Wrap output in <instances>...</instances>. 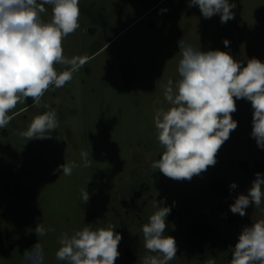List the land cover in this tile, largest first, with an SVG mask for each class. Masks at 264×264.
<instances>
[{
	"label": "rangeland",
	"instance_id": "374dc122",
	"mask_svg": "<svg viewBox=\"0 0 264 264\" xmlns=\"http://www.w3.org/2000/svg\"><path fill=\"white\" fill-rule=\"evenodd\" d=\"M229 3L236 5L234 19L221 23L219 14L206 19L189 0H80V27L63 40V49L66 57H86L87 63L63 87L50 88L39 106L31 98L18 104L19 114L0 129V264H26L25 250L36 243L43 264H66L56 258L62 234L109 225L122 235L115 264H143L146 256L159 255L144 248L142 233L158 210L154 201L171 208L164 234L175 238L177 253L169 264L213 258L230 264L243 227L264 219V199L243 217L229 207L255 179L247 168L263 173L264 149L251 136V102L236 100L232 118L238 126L207 171L177 181L151 167L164 151L154 116L169 107L167 81L180 79V40L228 52L245 66L252 58L264 62V0ZM46 7L42 18L49 21ZM52 110L58 128L46 133L51 138L20 135L34 116ZM65 162L77 165L70 176L58 168ZM233 182L237 187L230 189ZM82 189L90 196L86 204ZM38 224L45 235H36Z\"/></svg>",
	"mask_w": 264,
	"mask_h": 264
},
{
	"label": "clouds",
	"instance_id": "9594fccd",
	"mask_svg": "<svg viewBox=\"0 0 264 264\" xmlns=\"http://www.w3.org/2000/svg\"><path fill=\"white\" fill-rule=\"evenodd\" d=\"M80 0H0V129L12 121L18 104L27 98L39 106L50 88H61L72 80L87 58L64 55L63 40L79 27ZM51 6V19L42 14ZM198 6L206 19L219 14L220 22L234 19V3L229 0H189V7ZM166 11V9L164 10ZM227 47L230 42L223 41ZM181 59L180 79H170L164 86V100L169 107L155 110L157 138L163 146L160 158L152 168L173 180H191L217 163V154L230 138L238 123L232 118L237 110L236 100L246 99L253 109L251 136L264 149V62L249 59L246 66L221 50L202 51L184 39L178 42ZM56 65H63L58 71ZM21 111H27V106ZM13 113V115H10ZM58 128L54 110L33 117L26 130L20 133L28 141L51 138ZM89 153L81 152L84 167L90 166ZM75 163L58 168L70 176ZM236 183L230 184L235 189ZM81 199H90L86 189ZM264 199V175L257 172L247 195L240 194L230 207L233 214L246 215L250 205L259 207ZM142 226L144 248L159 255L146 256L143 264H169L176 257L177 244L165 235L166 217L171 208L160 206ZM114 226L93 229L85 226L72 235L62 234L56 258L66 264H115L122 235ZM37 236L45 235L42 225L35 228ZM26 264H43V249L36 243L24 253ZM206 264H216L209 259ZM230 264H264V219L243 227L232 247Z\"/></svg>",
	"mask_w": 264,
	"mask_h": 264
},
{
	"label": "trees",
	"instance_id": "16d2710c",
	"mask_svg": "<svg viewBox=\"0 0 264 264\" xmlns=\"http://www.w3.org/2000/svg\"><path fill=\"white\" fill-rule=\"evenodd\" d=\"M258 167H260V168L262 169L263 173H261V174L264 175V167L261 166V165H259ZM246 168H247V167H246ZM247 169H248V172H249L250 174H252V175H255V174L257 173V171H256L255 169H252V168H247ZM193 234L196 235V232H193ZM236 242H237V241H236ZM236 242L233 243V247L235 246ZM230 260H231V259H230ZM230 260H229V262H230Z\"/></svg>",
	"mask_w": 264,
	"mask_h": 264
}]
</instances>
